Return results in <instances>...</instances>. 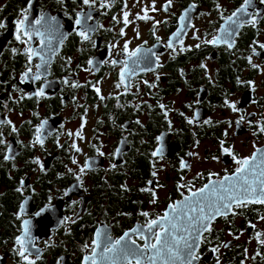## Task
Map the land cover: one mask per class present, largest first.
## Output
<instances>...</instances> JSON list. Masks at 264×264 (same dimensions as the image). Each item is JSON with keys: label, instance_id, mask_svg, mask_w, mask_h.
Here are the masks:
<instances>
[{"label": "flooded vegetation", "instance_id": "obj_1", "mask_svg": "<svg viewBox=\"0 0 264 264\" xmlns=\"http://www.w3.org/2000/svg\"><path fill=\"white\" fill-rule=\"evenodd\" d=\"M243 4L94 0L89 7L83 0H0V264H25L15 251L17 237L34 264H84L97 230L113 241L128 232L142 247L132 229L189 195L178 184L198 190L210 178L233 175V156L256 154L259 162L264 3L252 0L247 22L228 42H206L223 35L227 17ZM22 10L43 38L17 33ZM50 23L58 28L52 35ZM85 27L94 29L88 40L79 35ZM125 43L128 53L141 48L137 57L124 52ZM29 48L37 53L31 62ZM125 60L135 71L121 83ZM149 188L155 203L142 191ZM234 211L211 222L193 264H264V204Z\"/></svg>", "mask_w": 264, "mask_h": 264}, {"label": "snow or ice", "instance_id": "obj_2", "mask_svg": "<svg viewBox=\"0 0 264 264\" xmlns=\"http://www.w3.org/2000/svg\"><path fill=\"white\" fill-rule=\"evenodd\" d=\"M264 3V0H261ZM85 5L89 7L94 6V0H83ZM171 0H169V6ZM252 5V0H244L243 6L233 12L227 17L226 22H230L228 27L222 29L223 35L221 37H215L212 41H206L207 43H217L219 40L228 42L230 38L235 34L241 24L247 21L243 19L249 15L248 9ZM154 10V9H153ZM167 10V8L165 9ZM239 13V15H237ZM127 13L124 15V22L127 23ZM255 14L253 13V16ZM21 19L17 21V33H23L31 39L33 33L40 35L42 38L44 33L37 27H30L26 21L28 16L26 10L21 11ZM235 17V19H233ZM143 19H148L145 15ZM187 18V13L181 17V20ZM56 18H50L54 21ZM87 19H91V16H87ZM43 17L35 21V25H41ZM255 24V19L252 20ZM76 24H81V19H76ZM4 27L3 23H0V28ZM46 31L49 35L58 31L57 27H54L51 23L47 27ZM94 31L90 27L83 28L79 35L85 39H90L89 33ZM123 35V31L121 32ZM179 36V32L176 34ZM21 37L17 35L19 40ZM26 43V41H21ZM51 45V40L48 41ZM43 40L41 48H43ZM168 47L172 48L173 44L170 40ZM199 47V45H197ZM259 47L264 48V44H260ZM124 52L128 53V45L125 43ZM150 51V50H149ZM141 52V48L128 53L130 57H137V54ZM31 48L27 50L28 60L31 62L32 56L36 55ZM145 61L150 57L145 55L143 57ZM42 63L44 57L41 56ZM92 62L89 61V64ZM116 63V61H113ZM139 63V59L134 61L133 64ZM37 72L41 65H37ZM203 67V65H202ZM255 67V65H254ZM135 71V68L128 67V61H124V67L121 69L120 81L124 83L125 76L131 75ZM31 72L29 67L23 74L27 76ZM39 79V75L33 77ZM75 86V85H73ZM120 85L118 84L117 87ZM98 91V90H97ZM42 92L37 95H42ZM161 108L164 105H160ZM167 115V113H165ZM192 121H189L191 123ZM39 134L40 128H37ZM264 131V128H261ZM71 135V133H70ZM37 142H41L40 136L36 137ZM223 146V141L221 142ZM75 147V144L72 145ZM79 151L78 148H76ZM225 152H229V149H225ZM259 152V150H257ZM102 154V153H101ZM158 153L153 152L152 155L156 156ZM8 159V157H5ZM213 159H216L215 157ZM237 168L233 175H225L222 179L211 181L200 187L198 190H193L191 184H178V190L180 188H188L189 195L173 204H169L168 211H165L163 215L157 219H150L146 221V225H142L139 228L132 229V234L139 235L144 240L143 246L136 244V241L131 238L130 233L125 232L122 237L113 241L112 237L106 232L97 230L96 238L92 241L91 255L84 257V264H142V261H147V264H193V261L198 259L197 249L201 242V238L204 233L211 231V222L218 216H222L227 219L228 215H236L234 208L244 207L249 203L264 204V153H261L260 160L257 162V155L253 154L249 158H236L233 156ZM75 163V161H73ZM188 165L184 162L181 163V168H186ZM71 171V170H70ZM81 173L84 169L81 168ZM156 173L153 172V176ZM216 175L215 173L211 174ZM79 179V177H77ZM151 184V181L149 182ZM142 191H150L152 194V203H155L156 193L152 189H142ZM183 195V193H181ZM142 216L148 217L147 212H142ZM264 219V217H261ZM24 236H28V222L25 221ZM255 227V225H249ZM259 237V234H257ZM238 239V237H236ZM264 243V240L260 241ZM16 244L19 246L15 251L22 258L25 264H34V261L29 259V255H26L28 249L25 247V241L21 237L16 238ZM224 247H228V244H224ZM86 249L88 245L84 246ZM101 249V251H97ZM215 251V249H214ZM257 255H260L258 252ZM255 259V257H252Z\"/></svg>", "mask_w": 264, "mask_h": 264}]
</instances>
